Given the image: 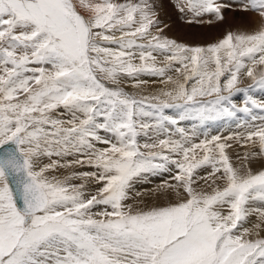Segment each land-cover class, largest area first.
I'll list each match as a JSON object with an SVG mask.
<instances>
[{"label":"snow or ice","instance_id":"obj_1","mask_svg":"<svg viewBox=\"0 0 264 264\" xmlns=\"http://www.w3.org/2000/svg\"><path fill=\"white\" fill-rule=\"evenodd\" d=\"M176 7L222 21L232 5ZM240 10L258 15L252 31L188 46L162 35L149 0H0V264H264V208L249 206L264 202V169L234 166L219 136L191 143L180 129L182 139L138 140L178 122L167 109L200 121L264 110L252 97L241 109L231 102L243 78L264 89V0ZM145 74L170 87L138 98L121 86L139 87ZM240 139L254 148L245 161L264 157V125ZM85 162L96 171L49 175ZM170 166L175 183L162 187L175 202L126 203L136 179ZM204 167L210 191L194 187ZM250 216L259 222L243 227Z\"/></svg>","mask_w":264,"mask_h":264},{"label":"rangeland","instance_id":"obj_2","mask_svg":"<svg viewBox=\"0 0 264 264\" xmlns=\"http://www.w3.org/2000/svg\"><path fill=\"white\" fill-rule=\"evenodd\" d=\"M121 2H123V0H121ZM133 2H138V0H133ZM218 2H222V3L225 2V4L232 3L231 5L233 6V7H230V8H224L222 10L223 15H224V19L222 21L221 20H216L213 14H204L201 17H195L194 14L192 12H189L187 9L185 10V12L182 13L176 7L177 0H149V3L154 6V11L157 14L156 15L157 21L159 22L160 26L163 27V29L165 31V32L163 31L162 35L167 37V38H169V39H174L178 43H182V44H185V45H188V46H207V45H210L212 43H216L220 39H222L227 32L233 31L232 30V29H234L233 24L237 25L238 24L237 22H240V19L241 20L245 19V18H243V16H244L243 14L245 12L240 10V9H238V8H240V6H238V5H241L243 0H232V1L231 0H218ZM198 20H203L204 22L203 23H198V22H196ZM209 20H212L213 22L211 24H209L208 23ZM189 21H193V22L189 23ZM229 22H230V26H228ZM242 22H240L239 24H241ZM230 27H231V29H230ZM153 31H155V30H153ZM212 31H214V32H212ZM180 34H181V36H180ZM175 35L176 36L178 35L177 36L178 39L176 38ZM179 39H180V41H179ZM159 59H162V58L158 56V60ZM138 62L139 61H137V63ZM29 67L30 68H38V67L48 68L49 66L46 65V64H31V65H29ZM31 74H32L31 72L26 73V75H31ZM141 76L139 77V80L145 81V83L140 85L141 87L140 86L139 87L134 86L135 85V81L131 80V78L125 79L122 82L121 86H123L124 90L126 92H128L130 95L137 96L138 98L140 96L141 97H145V96H152L153 94L154 95L159 94L160 90L165 89L166 87H170V86H166L164 83H162L161 82L162 79L160 77L146 75V74L145 75H141ZM151 77L154 80L151 79ZM148 80L151 81L149 84H148ZM252 83L253 82L251 80L247 79V78H243L242 79L239 87L244 89V91L235 93L232 96V98H231V102H232V104H234L236 106V109L243 108L245 106V101H246V99H248V97H253V99H255V100L257 99L256 100L257 102L261 101L262 103H264L261 100L262 98L261 99H259L260 97H258V98L255 97L254 98V96L252 95L254 93L250 92L251 88H252V90L254 92H259V90H261V88H258V87H255V86H251ZM126 85H128V87H126ZM151 85H153L152 86L153 89L151 88ZM154 90H155V92H153ZM245 90H246V92L247 91L248 92L246 93ZM250 93H251V96H250ZM244 95H246L245 98L241 97V96H244ZM262 96L264 97V94ZM205 99H212V97H206ZM241 101H243V102H241ZM241 103H243L244 106H242ZM249 107H252V106L250 105ZM256 109L257 110L258 109L262 110L260 108L252 107L253 111L256 110ZM62 110L63 109H61L59 111V109H58L57 111L58 112H62ZM178 113H179V110H177V109H167L166 110V115L171 116V117L173 116V118L176 119L178 122L176 124H171V123L166 124L165 125V130L161 131L158 134L154 130H149V134H148L147 137H145L144 135H141L140 137H138L139 142L141 144H143L145 142L152 143V142H154L156 140H159V139H168V138H171L173 140L182 139V137H180L181 136V133L179 131L180 129L183 130L184 135H188L189 134V133H187V131L189 129L187 130L186 129L187 127L185 125L191 126V124H192V126L193 125L195 126V130H196V128L198 130V128H199L198 125L206 124V123L209 122L210 129H207L206 127L203 128L204 131H205V140H210L212 138V136H211L212 132L214 130L218 129L220 131L219 132V137L221 138V142H227L229 144H233V143H231V141H235L234 142L235 143L234 144L235 147H231V148L232 149H235V148L238 149L239 148V150H242V148L243 149H245V148L242 147V146H238V144H240V145L243 144V140L240 139V138L243 137V136H246L247 132H245V129H248V127L250 126V123H258V122L261 121V118H260V116L258 114H255V117L253 119L252 118L251 119H245L244 116L246 115V113H243L242 111H236V114H237L236 126L235 125H233V126L231 125V121L233 120V117H231V116H223L222 118H217V119L208 120V121H200V120H198V122L195 124V123H193V121H194L193 118H191V119L188 118L187 121H186V119H179V114ZM66 115L67 114H65V116ZM66 118H67V116H66ZM145 121L147 123H150V124H155V122H156L155 118H150V117H146ZM190 121H192V122H190ZM188 122H190V123H188ZM212 124H221V125L218 126L217 128H213V127H211ZM200 131H201V128H200ZM103 134H104L103 131L100 132V135H103ZM109 135L112 138V135L110 133L108 134V136ZM229 137L231 139H226V138H229ZM234 145H232V146H234ZM96 146H98V144ZM251 146L252 145L249 144L246 147V149L251 147ZM106 147H107V145H106ZM246 149H245V151H246ZM54 159H56V158H54ZM65 159H68V158H65ZM170 167H173L172 169H174V166H170ZM76 169H77V167H74L73 170L75 171ZM79 169L80 168H78L77 170H79ZM260 170H262V169H260ZM92 171H96V169L93 168ZM198 171L200 172V169L197 170V173H198ZM254 171H256V170H254ZM171 172H175V171L172 170ZM171 172H169L168 174H170ZM72 173H73V171H71V173H69V174H67V173L62 174V173L58 172V173H55L56 174L55 176H57L60 179H63L65 176L71 175ZM162 173H163V171L158 172V173H145V174H142V176L140 178L136 179V180L137 181H141V180L144 179V177H147V178L149 177V179H150V177H152V176L153 177L159 176V178H160V175H162ZM49 175H50V173H49ZM147 178H145L143 180V181H146V183H144L143 185H147V184L149 185L150 181L148 182V180H146ZM136 180L133 183V188L131 189V192L135 190L134 185H136V183H137ZM78 183H80V182H78ZM256 202H258V203H256ZM257 205H258V207H257ZM249 206L250 207L254 206L253 208H264V202H261L259 200H255L254 202L252 201V203H251V201H250ZM97 207H100V206H97ZM97 207L94 208L93 210H96ZM246 222L250 225L249 226L250 228H252V226L256 224V221L254 222V220L251 219L250 217L248 218V220ZM246 222L243 223V227L249 228L248 225H246ZM262 235H264V232H262Z\"/></svg>","mask_w":264,"mask_h":264},{"label":"bare ground","instance_id":"obj_3","mask_svg":"<svg viewBox=\"0 0 264 264\" xmlns=\"http://www.w3.org/2000/svg\"><path fill=\"white\" fill-rule=\"evenodd\" d=\"M232 1V0H231ZM241 2V1H240ZM225 3V2H224ZM230 4H232V3H230ZM237 4V3H236ZM162 5V4H161ZM236 6V5H235ZM238 6H240V5H238ZM233 7V6H232ZM235 8V7H234ZM161 9V8H160ZM238 9H240V8H238ZM169 11V10H168ZM241 13V12H240ZM243 13V12H242ZM244 16H243V18H245V19H243V20H241L240 19V22H242L241 24H239L240 22H237L238 24L236 25H234L233 24V27H234V29H232L233 31L232 32H238V31H252L254 28H256L257 26H258V24H259V17H258V15L257 14H255V13H253V12H245L244 14H243ZM163 17V16H162ZM207 17V16H206ZM164 18V17H163ZM166 19V18H165ZM235 22V23H236ZM172 23V22H171ZM228 23V22H227ZM177 25V24H176ZM228 26H230V22H229V25ZM232 26V25H231ZM172 28V27H171ZM174 28V27H173ZM182 28V27H181ZM178 29V28H177ZM230 29H231V27H230ZM165 32V31H164ZM212 32H214V31H212ZM168 33V32H167ZM171 33V32H170ZM176 33V32H175ZM178 33V32H177ZM185 33V32H184ZM179 35V34H178ZM177 35V36H178ZM197 35V34H196ZM176 36V35H175ZM176 36V38L178 39V37ZM180 36H181V34H180ZM184 36V35H183ZM174 37V36H173ZM190 37V36H189ZM200 37V36H199ZM180 38V37H179ZM188 38V37H187ZM193 38V37H192ZM210 38V37H209ZM191 39V38H190ZM179 41H180V39H179ZM191 41V40H190ZM207 41V40H206ZM183 42V41H182ZM191 43V42H190ZM209 43V42H208ZM192 44V43H191ZM142 77V76H141ZM142 79V78H141ZM145 79V78H144ZM151 79H153L152 77H151ZM162 79V78H161ZM131 80H133L132 78H131ZM154 80V79H153ZM250 80V79H249ZM127 81V80H126ZM133 81H135V80H133ZM132 81V82H133ZM151 81H149L148 80V84L150 83ZM245 82V81H244ZM129 83V82H128ZM134 83V82H133ZM147 83V82H146ZM132 85V84H131ZM142 85V84H141ZM154 85V84H153ZM153 85H151V88L153 89ZM135 86V85H134ZM123 87V86H122ZM126 87H128V85H126ZM141 87V86H140ZM124 88V87H123ZM147 88V87H146ZM128 89V88H127ZM151 89V90H152ZM247 90V89H246ZM246 90H245V92H246ZM251 91V93H254V94H252L253 96H254V98L255 97H260L259 99H261L263 102H264V97L262 96L263 94H264V89H261V90H259V92H254L253 90H252V88L250 89ZM140 91V90H139ZM143 91V90H142ZM161 91V90H160ZM153 92H155V90L153 91ZM152 92V93H153ZM159 92V91H158ZM242 92V91H241ZM248 92V91H247ZM246 92V93H247ZM157 93V92H156ZM251 93H250V96H251ZM137 95V94H136ZM143 95V94H142ZM154 95V94H153ZM241 95V94H240ZM245 96L246 95H244V96H241V97H244L245 98ZM137 97V96H136ZM141 97V96H140ZM253 98V97H252ZM242 99V98H241ZM247 100V99H246ZM257 100V99H256ZM241 102H243V101H241ZM240 103V102H239ZM260 103H262L261 101H260ZM242 104V106H244V104L243 103H241ZM249 106H250V104H249ZM61 109H59V111H60ZM176 111V110H175ZM62 112H63V110H62ZM243 113H245V112H243ZM66 114V113H65ZM255 114H258L259 116H260V118H261V121L260 122H258V123H250V126L248 127V129H245V132H248V131H251L254 127H258V126H261V125H263L264 124V110H252L251 112H249V113H246V115L244 116L245 117V119H253L254 117H255ZM67 116V115H66ZM66 116L64 117V118H66ZM173 117V116H172ZM231 117H233V120L231 121V125L233 126V125H235L236 126V121H237V114L235 113V115H233V116H231ZM220 118H222V117H220ZM191 119V118H190ZM193 123H197L198 122V119H195V118H193ZM186 121H187V119H186ZM190 122H192V121H190ZM190 122H188V123H190ZM221 124H212L211 125V127H213V128H217L218 126H220ZM178 126V125H177ZM186 127V129L188 130L187 131V133H189L188 135H186L187 137H189L190 138V142L191 143H201V142H203L204 140H205V131H204V127H206L207 129H210V127H209V122L208 123H206V124H200V125H198V130H197V128H196V130H195V126L193 125L192 126V124H191V126H189V125H185ZM200 128H201V131H200ZM176 129V128H175ZM184 129V128H183ZM185 129V130H186ZM102 132V131H101ZM177 132V131H176ZM194 132V133H193ZM219 130L218 129H216V130H214L213 132H212V137H215V136H219ZM104 134L102 135V136H105V137H107V138H111L110 137V135L108 136V134L109 133H106V132H103ZM184 133V132H183ZM180 134V133H179ZM181 137V136H180ZM177 139V138H176ZM235 141H231V143H233V144H231V145H234L235 143H234ZM238 146H241L240 144H238ZM97 148H102V147H106V145H104V144H99L98 143V146H96ZM232 147H235V145L234 146H232ZM241 148V147H240ZM245 149H246V147H244ZM245 149H243L242 148V150H239V148L237 149V148H235V149H232V148H230L229 150H228V154H229V156L231 157V159H232V163L234 164V166H237V167H240V166H242V165H247L248 167H251L253 170H260V169H264V157H256L255 159H253L252 161H245L244 159H243V156L245 155V153L246 152H251V151H253L254 150V148H253V146H251V147H249V148H247L246 149V151H245ZM55 158V157H54ZM53 158V159H54ZM66 158H68V159H66V160H72V159H75L76 157H66ZM48 162V160L45 158L44 159V163H47ZM74 167H77V169L78 168H80L79 170H73L74 169ZM173 168V167H172ZM92 170H93V168L92 167H90L86 162L83 164V165H77V164H73L72 165V167L71 168H63V169H58V171L56 170L55 172H52V173H50V175H56L55 173H58V172H60V173H62V174H64V173H67V174H69V173H71V171H73V172H85V171H87V172H92ZM173 171H175L174 169H173ZM211 171V169L209 168V167H204V168H202V169H200V172L198 171V173L196 174V178H197V184L196 185H194V187H196L197 188V190L198 191H210L211 190V188L209 187V185L211 184V181H212V177H209L208 178V182L206 183L205 182V180H203V179H200V177H203V176H205L207 173H209ZM169 172H163L162 173V175H160V178H159V176H155V177H150V179H149V177L147 178V177H144V179L145 178H147L146 180H148V182L150 181V183H149V185L147 184V185H143L144 183H146V181H143V180H141V181H137V183H136V185H134V187H135V190L134 191H132V194H133V196H134V199L133 200H129V201H127L126 203H131V204H133V206H134V208H140V209H147V208H150V207H157V206H165V205H167L168 203H170V202H175V200H176V194L175 193H171V192H166V191H164L163 190V187L162 186H164L166 183H175V181H173L172 180V176H173V174H174V172H171L170 174H168ZM143 178V177H142ZM74 182V181H73ZM76 183H78V182H81V181H75ZM221 182L220 181H217V184H220ZM221 186H223L222 184H221ZM100 187V185L99 184H96L94 181H90L89 182V184H88V191L89 192H92V193H94L95 192V190L97 189V188H99ZM212 187H215V185H212ZM158 189H159V191H158ZM135 193H141L142 195H140V196H135ZM254 202V201H253ZM251 203H252V201H251ZM256 203H258V202H256ZM262 206V205H261ZM142 207V208H141ZM254 207V206H253ZM257 207H258V205H257ZM103 208V206H100V207H97V209L96 210H93V211H99V210H101ZM250 218L251 219H253L254 220V222L256 221V223H258L259 222V219H258V217L257 216H250ZM246 225H248V227L250 226L247 222H246ZM253 227V226H252ZM250 228V227H249ZM262 234V233H261Z\"/></svg>","mask_w":264,"mask_h":264}]
</instances>
